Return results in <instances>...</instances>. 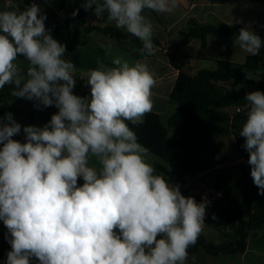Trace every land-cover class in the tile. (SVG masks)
Masks as SVG:
<instances>
[{
	"label": "clouds",
	"instance_id": "obj_1",
	"mask_svg": "<svg viewBox=\"0 0 264 264\" xmlns=\"http://www.w3.org/2000/svg\"><path fill=\"white\" fill-rule=\"evenodd\" d=\"M21 3L6 0L0 10V89L12 86L13 97L58 112L43 127L24 126V143L13 139L22 126L12 113L0 118V221L11 246L6 264L33 258L38 264H189L211 201L185 197L179 185L154 174L149 150L129 126L153 110L155 73L139 59L117 56L111 66L98 61L79 75L90 96L75 95L77 67L65 59L66 45L46 28L38 4ZM177 6L178 0L82 4L138 39L147 56L156 47L145 12L171 13ZM235 44L252 56L264 46L250 26L240 28ZM244 75L253 79L251 72ZM245 100L239 136L258 195H264V92H249Z\"/></svg>",
	"mask_w": 264,
	"mask_h": 264
},
{
	"label": "trees",
	"instance_id": "obj_2",
	"mask_svg": "<svg viewBox=\"0 0 264 264\" xmlns=\"http://www.w3.org/2000/svg\"><path fill=\"white\" fill-rule=\"evenodd\" d=\"M59 9L64 14L66 27L72 33L71 49L79 44L82 29L86 33L102 31L109 39L123 44H127L125 41L130 40L138 49L142 47L138 39L116 27L86 26V18L92 14V11H85L80 4L74 9H69L66 0H59ZM73 12L77 14L73 16ZM240 28L227 25H201L191 21L189 29L181 33L180 46L188 44L192 38H200L205 43L209 35H238ZM179 56L178 52L169 53L170 61L179 70V75L170 95L171 102L177 105V109L169 117L167 126L154 112L146 114L144 121L139 124L133 125L129 122V126L137 134L139 143L168 164L167 168L156 165V169L164 172L170 182L186 176H197L213 168L212 163L207 160L215 154L212 139L228 133V125L232 118L233 128L237 132V149L240 157L248 161V152L242 147L244 138L239 136V131L246 120L247 110L232 115L227 109L232 106H246L245 96L249 92L244 87L232 90L220 83L232 81L235 86L243 82L254 84L255 77H259L256 90L264 92V69L257 56H248L244 64L220 60L216 69H203L194 76L180 69L177 63ZM19 59L24 61L23 57ZM247 72L253 74V79L245 78L244 73ZM11 91L12 86L9 85L0 89V118L9 112L12 115L18 112V108L10 103L15 98L11 95ZM40 111L34 107L32 101L31 125H34V118ZM173 130L181 133L179 139L170 136V131ZM19 142H25L24 134ZM239 168L241 174L239 178L233 175L217 182H207L221 194L219 203L208 207L226 222L234 232L236 240L215 245L199 237L197 243L189 248V254H195L201 248L211 256L243 254L247 249L251 232L264 227V216L252 210L258 189L250 175V166L240 165ZM196 201L200 202L198 199Z\"/></svg>",
	"mask_w": 264,
	"mask_h": 264
},
{
	"label": "crops",
	"instance_id": "obj_3",
	"mask_svg": "<svg viewBox=\"0 0 264 264\" xmlns=\"http://www.w3.org/2000/svg\"><path fill=\"white\" fill-rule=\"evenodd\" d=\"M5 2L6 0H0V10L3 9ZM66 2L69 9H74L77 5H82L84 0H66ZM30 3L38 4L42 13L46 14V28L51 30V35L58 41L60 33H65V30H68L64 14L59 9V0H22L21 8ZM91 11L92 14L86 18V26H96L99 28L107 26L115 27L113 23H108L104 20L98 19L93 14V10ZM145 15L153 25V42L156 47V51L155 54L151 56L141 53L138 47L133 43L123 44L109 39L102 31L86 33L83 29L80 35L79 44L71 49L73 37L72 33L68 30L71 37H69V44L66 49L67 56H69V59L77 67V75L74 76L77 81V85L75 87L77 96H90V87L86 83V77L82 79L79 75L85 74L89 69H95L98 67L99 59L95 58V56L97 57L96 51L101 56V61L99 62L105 63L109 66H111V61L117 56H124V58L130 60L139 59L146 62L150 69L155 73L157 83L152 89V99L154 104L152 112L157 113L162 122L165 118L167 125L169 117L177 109V105L171 102L170 95L176 85L179 75V70L176 69L170 61L169 53L178 52L180 56L177 59V63L180 66V69L192 76L196 75L203 69H216L217 62L220 60L230 61L235 64H244L247 57L252 56L244 52L238 45L235 44L237 35H209L205 43L200 38H192L188 44L180 46L181 33L189 29L191 21H196L201 25L250 26L255 33L261 37L262 44H264V0H178V6L171 13L161 14L146 11ZM236 20H240L242 22L236 23ZM109 41L112 42L110 48L108 47ZM256 56L264 69V46L260 49V54ZM18 62L21 63L25 61L18 58ZM257 78L258 79H255L256 89L260 80L259 77ZM243 83L240 85H243ZM220 84L232 90H238L242 87L247 89V86L244 85L242 87H239L240 85L235 86L232 81L221 82ZM235 108L237 109L238 107ZM230 109L231 107L228 108L227 111ZM235 113L231 114L233 115ZM144 119L145 117H143L142 122ZM228 130V133L221 137L235 135L237 141V132L233 128V118L231 123L228 125ZM213 148L215 151L214 156L207 159L212 163L213 168L202 173L204 177L208 176L210 181L211 174L221 167V163L214 161V157L217 155L219 149L214 145ZM220 149H223L222 146ZM236 152L238 153V158L243 159L240 157L238 149H236ZM227 164L228 165L225 166L230 167L233 163L227 162ZM223 177L225 176L223 175ZM166 180L170 183L168 177ZM82 184L83 179L79 178L78 185ZM213 216H215V219H213ZM213 216L205 221L212 222L214 225L221 222L226 224V222L218 215L214 214ZM258 231H264V227ZM6 233L7 229L4 226L3 221H0V264H6L7 253L11 250L10 244L5 239ZM252 233L253 232H251V234ZM251 234L248 238L247 249L243 254L211 256L205 249L201 248L197 253L189 255V264L192 256L194 255L197 260L202 251L206 252L205 254L210 257H220L221 259L225 257L228 258V256H237L235 257V262L239 261L238 256H241L242 260L246 259V256L250 251L249 240ZM200 237H203L207 242L215 245L227 244L236 240L234 232L227 226V224L224 236L222 237L208 238L206 231ZM209 239H214V242L212 243ZM31 264H38V262L33 258Z\"/></svg>",
	"mask_w": 264,
	"mask_h": 264
},
{
	"label": "rangeland",
	"instance_id": "obj_4",
	"mask_svg": "<svg viewBox=\"0 0 264 264\" xmlns=\"http://www.w3.org/2000/svg\"><path fill=\"white\" fill-rule=\"evenodd\" d=\"M65 33H60L58 37V42L66 45V48L68 46V40L71 35H69V31L65 30ZM66 34V35H64ZM72 44V42H71ZM97 57L95 58L99 59L101 61V56L99 53H97ZM95 54V55H96ZM65 59H69V56H67V49L65 53ZM23 67H27V63L21 62ZM75 79V78H74ZM255 79H258L255 77ZM76 80V79H75ZM77 85V81L75 84V87ZM244 86H247L248 92L256 91V84H247L243 83ZM75 87L73 89V93L76 95ZM11 104H14L18 108V112L16 114H13V118L21 124V133L14 136L13 139L19 141V137L23 134V127L31 125V114H30V107L32 101H28L26 99L22 98H14V100L10 101ZM244 107H247L244 106ZM54 112H58V109L53 105L47 108H43L38 115L35 118V124L34 126L37 127H43L45 124H47ZM230 113H235L236 108L235 106H232L231 109L229 110ZM164 124L166 125V119H163ZM167 126V125H166ZM170 136L173 139H179L181 137V133L179 132H173L171 131ZM213 145L219 149L217 155L214 157V161L217 163H221V167L217 169L214 173L211 174V181L209 180L208 176L204 178V181L207 182H217L219 180H222L223 178H226L227 176H236L239 178L241 174L239 173V164L241 165H248L247 161L245 159H240L238 158V153L236 152V147H237V141L235 135H228L225 137L221 138H214L212 139ZM222 146L223 149H220ZM2 147V145H0ZM147 161L150 163L154 169L155 173L154 174H159L164 177L166 180L167 176L165 175L164 172H159L156 169V165H161L163 167H168V164L158 156L154 155L153 153L149 152L147 156ZM227 162H232V166L228 167L225 165H228ZM239 165V166H238ZM226 167V168H225ZM239 169V170H238ZM224 171V172H223ZM220 172V173H219ZM223 172V173H221ZM223 175L225 177H223ZM222 177V178H221ZM167 181V180H166ZM208 184V183H207ZM209 185V184H208ZM241 192V189H240ZM252 210L255 211L256 213L264 216V195H258L256 196L253 205H252ZM226 230V224L221 222L217 225H214L212 222L205 221L204 225V231L200 234V236L206 231L208 234V238H215V237H222L224 236ZM212 243L214 242V239H209ZM249 248L250 251L248 255L246 256V259H241V256L239 257V261L235 262V257L237 256H228V258H215V257H210L206 252L202 251L201 254L198 256L197 260H195V264H264V231H254L251 234L250 240H249ZM224 257V256H222ZM233 258V261H232ZM191 264V262H190Z\"/></svg>",
	"mask_w": 264,
	"mask_h": 264
},
{
	"label": "built area",
	"instance_id": "obj_5",
	"mask_svg": "<svg viewBox=\"0 0 264 264\" xmlns=\"http://www.w3.org/2000/svg\"><path fill=\"white\" fill-rule=\"evenodd\" d=\"M244 110H248L247 107H238L236 113ZM204 178L202 174L197 176H186L183 179H178L170 183L179 185L180 191L185 197L193 196L201 201L202 197L206 195L211 201L210 205H217L221 200V194L219 191L209 186L206 181H204ZM213 215L212 209L207 207L205 220L212 218Z\"/></svg>",
	"mask_w": 264,
	"mask_h": 264
}]
</instances>
